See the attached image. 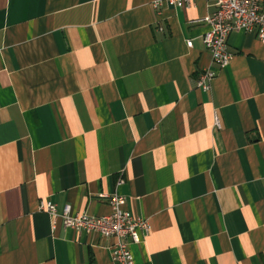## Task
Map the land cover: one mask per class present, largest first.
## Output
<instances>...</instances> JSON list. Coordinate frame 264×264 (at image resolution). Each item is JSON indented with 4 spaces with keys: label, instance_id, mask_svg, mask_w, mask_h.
Masks as SVG:
<instances>
[{
    "label": "crops",
    "instance_id": "crops-1",
    "mask_svg": "<svg viewBox=\"0 0 264 264\" xmlns=\"http://www.w3.org/2000/svg\"><path fill=\"white\" fill-rule=\"evenodd\" d=\"M153 1L0 0V264H119L38 209L114 192L149 223L137 264H264V44L231 32L203 91L214 5Z\"/></svg>",
    "mask_w": 264,
    "mask_h": 264
},
{
    "label": "built area",
    "instance_id": "built-area-1",
    "mask_svg": "<svg viewBox=\"0 0 264 264\" xmlns=\"http://www.w3.org/2000/svg\"><path fill=\"white\" fill-rule=\"evenodd\" d=\"M195 0H154L153 8L167 6L190 7ZM215 10L207 14L202 21L207 29L202 42L210 54L212 66L201 69L195 77L197 88L208 91L217 75V70L227 66L232 58L228 51L227 38L231 32H253L264 44V0H210ZM186 45L191 47L192 41ZM213 124L221 127L219 117L214 116ZM124 182L122 177L117 185ZM105 195H101L104 197ZM110 212L101 216H91L73 211L70 204L58 209L56 204L47 199H40L38 209L47 213L51 219V228L60 220L64 227L73 228L85 233L96 232L105 238L112 239L108 249L111 259L119 264H137L130 245L139 244L149 232L147 219L136 216L125 209L126 199L114 192L107 196Z\"/></svg>",
    "mask_w": 264,
    "mask_h": 264
}]
</instances>
